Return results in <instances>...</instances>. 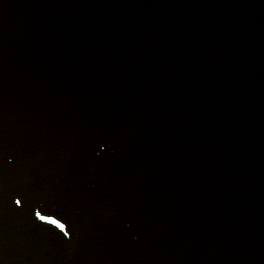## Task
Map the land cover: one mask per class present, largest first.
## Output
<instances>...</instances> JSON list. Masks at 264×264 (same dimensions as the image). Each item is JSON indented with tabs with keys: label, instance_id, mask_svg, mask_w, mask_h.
<instances>
[{
	"label": "water",
	"instance_id": "obj_1",
	"mask_svg": "<svg viewBox=\"0 0 264 264\" xmlns=\"http://www.w3.org/2000/svg\"><path fill=\"white\" fill-rule=\"evenodd\" d=\"M0 100V264H14L9 184ZM4 158L3 162L1 159Z\"/></svg>",
	"mask_w": 264,
	"mask_h": 264
},
{
	"label": "snow or ice",
	"instance_id": "obj_2",
	"mask_svg": "<svg viewBox=\"0 0 264 264\" xmlns=\"http://www.w3.org/2000/svg\"><path fill=\"white\" fill-rule=\"evenodd\" d=\"M17 204L19 205V201H17ZM48 223H52V224H55V221H48ZM58 227H59V225H57ZM61 230H63V229H61Z\"/></svg>",
	"mask_w": 264,
	"mask_h": 264
}]
</instances>
